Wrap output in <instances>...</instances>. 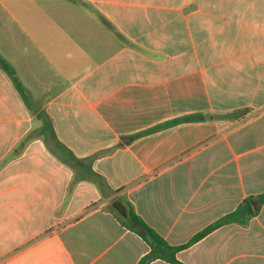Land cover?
Returning a JSON list of instances; mask_svg holds the SVG:
<instances>
[{
    "label": "crops",
    "instance_id": "1",
    "mask_svg": "<svg viewBox=\"0 0 264 264\" xmlns=\"http://www.w3.org/2000/svg\"><path fill=\"white\" fill-rule=\"evenodd\" d=\"M263 192L264 0H0V264H139L116 201L180 246ZM177 257L264 264V204Z\"/></svg>",
    "mask_w": 264,
    "mask_h": 264
},
{
    "label": "trees",
    "instance_id": "2",
    "mask_svg": "<svg viewBox=\"0 0 264 264\" xmlns=\"http://www.w3.org/2000/svg\"><path fill=\"white\" fill-rule=\"evenodd\" d=\"M263 204L264 192L256 196H250L244 199V201L234 211L224 215L216 222L212 223L202 231L198 232L188 243L180 246H173L169 244L157 231H155L151 226H149L135 212V210L131 208V206L127 208L126 215H121L115 208L114 211L120 219L127 217L130 222V226L136 232H138L151 247L150 252L141 259L139 264H147L157 258H162L171 262L172 264H186L177 257V252L179 250L189 247L193 243L208 235V233H210L214 229L224 224L233 222L247 224L250 219L259 212Z\"/></svg>",
    "mask_w": 264,
    "mask_h": 264
},
{
    "label": "water",
    "instance_id": "3",
    "mask_svg": "<svg viewBox=\"0 0 264 264\" xmlns=\"http://www.w3.org/2000/svg\"><path fill=\"white\" fill-rule=\"evenodd\" d=\"M114 207L116 208V210L121 214V215H126L127 214V209L126 206L120 202V201H116L114 203Z\"/></svg>",
    "mask_w": 264,
    "mask_h": 264
}]
</instances>
